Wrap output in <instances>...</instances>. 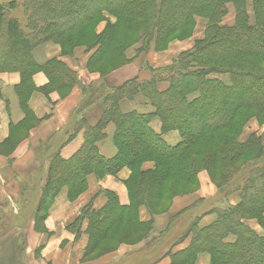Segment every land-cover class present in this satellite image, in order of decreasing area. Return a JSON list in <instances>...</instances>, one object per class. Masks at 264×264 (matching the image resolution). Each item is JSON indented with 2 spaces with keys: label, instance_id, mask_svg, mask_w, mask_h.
<instances>
[{
  "label": "trees",
  "instance_id": "1",
  "mask_svg": "<svg viewBox=\"0 0 264 264\" xmlns=\"http://www.w3.org/2000/svg\"><path fill=\"white\" fill-rule=\"evenodd\" d=\"M251 2L252 24L247 0H8L0 4V73L20 75L16 94L25 119L12 126V133L15 130L22 134L32 125L27 100L35 91L32 82L35 73L42 72L47 77L48 83L42 89L45 94L57 92L64 98L74 86L80 85L77 74L57 59L38 65L32 53L39 46L49 42L58 44L62 56H71L82 45L76 38L71 39V33L85 36L90 26L94 40L85 46L91 51L87 69L99 59L117 69L129 62L125 50L141 39L143 45L136 52L147 51L152 41L159 51L163 40L176 30L188 31L196 17L207 19L204 37L190 50L179 54L170 66L148 69L149 80L134 78L112 89L102 83L98 87H83L87 98L76 112L100 102L103 114L94 126L87 125L84 118L75 124L74 132L83 129L84 139L73 158L64 161L57 153L50 156L37 210L45 211L63 186L70 198L76 197L85 189L90 175L102 180L106 176L115 177L123 168L135 172L125 181L129 205L120 206L113 193L103 192L107 199L105 205L98 211L88 205L73 225L78 229L83 221L87 222L88 242L83 259L90 255L99 239L110 237V229L117 222L127 221L131 225L129 231H140L145 240L153 230V219L142 222L140 208L144 207L152 218L167 212L156 213L152 204L166 187L167 172L159 174L156 166L141 170L137 161L148 155L173 161L175 155L181 154L173 174L195 186L196 169L184 157L188 149L206 139L212 145L219 144L202 164L203 168L215 167L220 171L221 181L215 185L216 203L209 210L215 215V221L200 228L199 219L193 220L174 242L181 243L190 236L189 246L175 254L168 252L166 256L170 264H195L202 253L210 255L211 264H264V234L257 233L248 224L252 217L264 231V134L251 135L243 143L238 141L237 133L227 142L215 136L207 137L230 129L236 115L264 111V0ZM229 3L235 10V22L226 26L221 20ZM16 12H21L23 21L15 17ZM106 16L114 17L115 22L108 24L102 34L95 35L92 27L97 19ZM119 36L124 41L116 44ZM121 42L132 45L125 47ZM161 83L168 84L166 90H158ZM138 95L149 103L153 113L123 114L120 103ZM153 117L161 123L159 135L149 127ZM110 123L115 126L117 154L105 159L99 155L97 143L105 138L104 130ZM170 131H177L180 137L173 147L162 139ZM241 157L247 158L238 164ZM233 194L238 196L235 206L228 202ZM76 234L78 237L79 230ZM231 237L233 242L228 241Z\"/></svg>",
  "mask_w": 264,
  "mask_h": 264
},
{
  "label": "crops",
  "instance_id": "2",
  "mask_svg": "<svg viewBox=\"0 0 264 264\" xmlns=\"http://www.w3.org/2000/svg\"><path fill=\"white\" fill-rule=\"evenodd\" d=\"M190 49V45L174 46L167 52L157 53L154 45H151L140 55L132 49L127 54L131 63L113 72L106 81L107 86L110 89L116 88L134 78L147 81L150 77L148 69L170 66L179 54ZM89 55L75 52L73 57H64L59 48L51 42L33 51V60L38 65L57 59L77 74L80 85L74 86L67 96L60 98L57 92L43 93L42 89L48 83L47 77L42 72L35 73L32 76L35 91L27 100L32 125L22 136H16L15 130L12 133V126L19 125L25 119L16 94L20 75L0 73V264H83L81 259L88 242L85 233L87 222L83 221L78 229L73 225L84 208L90 205L92 210H100L107 201L103 192L113 193L120 206L129 205L123 185L129 171L124 168L115 177L107 176L102 180H98L94 175L88 176L84 192L74 200H71L67 188L63 186L45 211H42L43 217L37 219L38 203L47 179L50 156L57 153L64 161L73 158L81 149L84 139L83 129L74 132L75 124L84 118L87 125L94 126L104 111L102 104L96 102L89 108L76 112L82 101L87 98L82 91L83 87H98L102 83L98 76L88 73L85 68ZM167 86V83H161L157 88L164 91ZM120 110L123 114L153 113L152 107L140 95L131 101H122ZM28 119L29 117L26 118ZM149 127L155 134L161 133L158 118L153 117ZM104 133L105 138L97 143V149L103 158L112 159L117 154L114 145L115 126L108 124ZM162 139L171 147L180 141L177 131L168 132ZM9 141L11 143L6 144ZM198 179V192L182 200L176 199L168 214L152 218L144 207L139 209L142 222L153 219V230L142 243L136 246H120L111 254L88 264H170V258L166 254L183 251L189 246L191 239L189 236L181 243L174 244L179 239L181 219L195 212L193 218L181 226V229L185 230L195 219H199L200 228H205L215 221V215L209 213V210L216 203L217 190L204 174H199ZM228 202L235 206L238 203L237 194L231 195ZM188 208L190 209L179 215ZM175 216L170 223L171 218ZM167 234L174 235L173 241L157 256H146V250L159 244ZM228 241L231 242L230 238ZM137 256L140 259H136ZM208 261V254L198 255L197 264H208Z\"/></svg>",
  "mask_w": 264,
  "mask_h": 264
},
{
  "label": "rangeland",
  "instance_id": "3",
  "mask_svg": "<svg viewBox=\"0 0 264 264\" xmlns=\"http://www.w3.org/2000/svg\"><path fill=\"white\" fill-rule=\"evenodd\" d=\"M6 1H8V0H0V4L3 2H6ZM228 7H229V11L227 10L226 15H225V17H223L221 22H222V25L231 26L235 22V10H234V7L231 3L228 4ZM247 13L249 15V23L252 24L253 23V11H252L251 0H247ZM14 15L19 20H21V21L24 20V18H22L21 12H16V13H14ZM97 20L98 21L92 27V29H94L95 35L102 34L104 32V30L107 28L108 24L115 22L114 17H111V16H106V18L97 19ZM206 25H207V19H205L203 17H196L193 26L188 28V31L180 32L181 30L180 31L176 30L172 35H170L169 37L164 39L162 42V49L161 50H159V51L155 50L154 41H152L150 43L149 47L151 45H154V50L157 53L167 52V51H169V49H173L174 46H182L183 47L185 45H190L192 48L196 41L201 40L204 37ZM89 33L92 35V31L90 32V26H89V28L88 27L86 28V31L84 33V34H86L85 36H80L78 34V32L71 33V36H72L71 39L73 41L79 40L82 43V45L76 47L73 50V54L71 56H64V57H68V58L73 57L75 52H79L80 55L81 54H90L91 51L88 52L85 46L87 45L86 43L93 42L94 38H93V35L92 36L90 35L91 38H89ZM122 38H123L122 36L117 37L116 44H119L121 40L124 41V39H122ZM121 44H124L125 47H127V46L129 47V45L131 43L121 42ZM54 45L56 47H58L60 50V53H62L60 45H58V44H54ZM142 45H143V43H142V39H141L138 43L127 48L125 50L126 59L129 60L127 58L128 57L127 54L129 51H131L132 49L136 50L137 48L141 47ZM136 54L140 55L141 52L140 53L136 52ZM89 57H90V55H89ZM99 60L100 61H96V62L94 61L93 62L92 68L87 69V61H88V59H87L85 68H86L88 73L98 76L99 79L101 80L102 84L107 89H108V86H107L106 81L109 79V76L113 72H115L116 70H118V69L124 67L125 65L131 63V61H129L128 63L124 64L123 66H121L117 69H113V65H110V63H102V60L101 59H99ZM149 73H150V71H149ZM150 78H151V74H150V77L148 78V80ZM233 124L234 125L230 129H227V130H225L219 134L209 135L207 137L212 138L213 136H215L217 139L221 138L222 142L225 140L227 142L231 139L230 137L232 134L237 133L236 137H237L238 141L243 143V142H246L251 135L261 136L264 134V111H261V110L255 111L254 110V111H250V112L249 111L244 112L242 116L236 115ZM20 135L22 136L23 134L19 133V132L16 133V136H20ZM214 145H212L211 142L210 143L206 142V139L201 140L193 148L188 149L187 152L185 153V154H187V156L184 157V158H187L186 159L187 161L185 160V162L191 161L192 164L194 165V168L196 169V185L195 186L192 184H188L183 179H179V178L175 177V175L173 174L172 170L175 168L176 164L178 165V163H179L178 159L181 158V154L175 155V158L173 161L157 159L158 157L155 155H148V156L142 157L139 161H137V163H138L137 165H139L138 167H140L141 170H144L146 168L152 170L156 166V168H157L156 172H158L159 174L167 172L166 173L167 174L166 187H165L161 197L158 200H156V202H155V200L154 201L152 200V204L155 206L154 210L156 213H161V212L167 211L164 214H162V215H166L171 210L173 202L176 199L182 200V199H185V198L197 193L199 188H200V183H199V179H198L199 174H204L206 176V178L208 179V181L210 182V184H212L213 186H215L217 183H219L221 181V177L219 176L220 171L218 168H215V167L212 169H209V167L203 168V165H202L203 163H205L204 160H205L206 156H208L209 153H212L213 151H215L216 149L219 148V144L214 143ZM246 158L247 157H241L238 160V164L241 163ZM126 169L129 171L128 178L131 176V174L135 175V172L132 171V173H131L130 169H128V168H126ZM211 175H213V177H211ZM111 177H114V176H111ZM104 178L105 177H103L102 179H104ZM123 185H124L126 192H127V187H126L125 183ZM84 190L85 189H83L82 192H84ZM82 192H79V193H82ZM79 193H77V194L79 195ZM73 195H76V194H73ZM78 195L74 198H71V200L76 199L78 197ZM127 196H128V192H127ZM128 200H129V196H128ZM194 214H195V212H192V213L188 214L185 218L180 220V222H179V237L181 236V234L185 230V229H181V226L183 225V223L189 222L193 218ZM38 215H42V212H39ZM248 222L250 223V225H252L251 227L257 233L262 234V235L264 234V231L257 225L256 219H252V217H249ZM130 227H131V225L129 223H127V221L115 223L110 229V237L109 238L103 237V238L99 239L95 243V245H94V243H92V245H94V247L91 248L90 255L85 257V259H83V257H82L81 263L88 264L91 261H94V260L101 258V256L103 257L106 255H109L112 252L116 251L120 246H123V245L124 246H136V245L142 243L144 241V239L142 240V238H141L142 233L140 231L135 230V229L132 231H129ZM173 239H174V235H172V234L163 237V239L159 242V244L152 247L151 249L149 248L148 250H146L145 255L146 256L151 255V257L157 256L165 246H167L170 242L173 241ZM230 241L233 242L234 238L231 237ZM208 256H209L208 264H211L210 255L208 254ZM136 259H140V257L137 256ZM197 260H198V256L195 260V264H197ZM142 264H144V262H142Z\"/></svg>",
  "mask_w": 264,
  "mask_h": 264
}]
</instances>
